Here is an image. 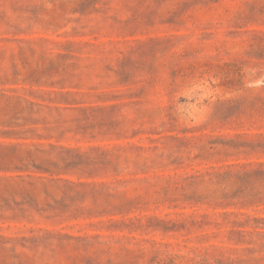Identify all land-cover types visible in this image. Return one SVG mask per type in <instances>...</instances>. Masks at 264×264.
Here are the masks:
<instances>
[{"label":"rangeland","instance_id":"obj_1","mask_svg":"<svg viewBox=\"0 0 264 264\" xmlns=\"http://www.w3.org/2000/svg\"><path fill=\"white\" fill-rule=\"evenodd\" d=\"M80 1L0 0V264H264V0Z\"/></svg>","mask_w":264,"mask_h":264},{"label":"trees","instance_id":"obj_2","mask_svg":"<svg viewBox=\"0 0 264 264\" xmlns=\"http://www.w3.org/2000/svg\"><path fill=\"white\" fill-rule=\"evenodd\" d=\"M80 5L83 6L84 4L88 3L91 6L92 11H97L96 4L100 2V0H81ZM40 145V144H39ZM51 148H54L53 145H49ZM104 147L101 146H90L87 151L83 153L80 152V148H65L61 147L62 150L68 154V156H61L58 155L56 157L57 161L53 163L54 166H57L58 163H62L63 167L72 166L74 168L79 169L82 173L88 175V177H94L99 170L105 168L107 162L99 157L98 154H105L103 149ZM264 153V152H263ZM70 154V155H69ZM75 154V155H72ZM227 170L222 174H215L217 181L225 184L231 183L237 186L236 191L231 193H225L222 195L221 199H228L234 200L239 199L240 197L243 198V203L248 202L249 204H258L264 199V162H249L245 164H235L229 165L226 167ZM41 169V168H38ZM48 171V170H46ZM198 178V177H197ZM193 180L192 184L195 183L197 180L194 176H189L185 180ZM212 181L211 178L209 182ZM67 184L75 185V183L71 181H65ZM84 186L85 183H77V186ZM92 186L95 187V183H92ZM65 195V193H64ZM184 201H196L193 196L184 195ZM235 204V203H234ZM256 222L252 227V230L259 236H264V219H254ZM258 222H261L259 224Z\"/></svg>","mask_w":264,"mask_h":264}]
</instances>
